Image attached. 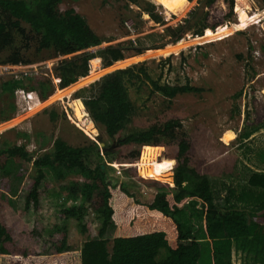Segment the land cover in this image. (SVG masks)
Listing matches in <instances>:
<instances>
[{
  "label": "rangeland",
  "instance_id": "rangeland-1",
  "mask_svg": "<svg viewBox=\"0 0 264 264\" xmlns=\"http://www.w3.org/2000/svg\"><path fill=\"white\" fill-rule=\"evenodd\" d=\"M197 2L63 0L57 10L63 13L74 8L103 44L91 48L94 50L85 62L84 75L70 90H65L70 95L58 89L44 101L35 100L33 106L29 99L37 97L21 89L15 95L1 96L0 112L12 102L18 108L10 120L0 123L1 142L24 145L34 158L47 152L57 138L73 146L98 144L102 153L104 144L116 151V161L108 163L112 175L139 200L150 203L158 192L175 193L174 170L179 142L184 136L189 143L190 165L213 177L218 195L229 209L263 211L264 188L250 185L249 179L254 172L264 173V2L235 0L230 7L227 1L217 0L209 7L210 26L204 35L190 38L187 32L174 42L175 36L168 27L180 28ZM22 26L26 32L17 31L15 37L30 64L1 62L0 84L25 75L55 80V52L39 49L38 36L30 25L23 22ZM110 46L121 48L124 57L106 66L111 59L106 47ZM12 50H4L1 59ZM95 58H100L95 71L114 65L115 68L93 77ZM125 68H132L124 79L137 111L111 138L105 127L91 118L85 102L98 96L106 74ZM154 82L195 90L180 89L169 97ZM78 100L84 105L82 118L76 115ZM169 120L182 123L175 131V139L162 138L156 145L118 144L126 135ZM40 133L45 140L42 149H38L42 142ZM28 173H34L32 163ZM75 179L80 176L71 174L64 180H51L48 186L59 188ZM49 201L54 207L61 204L59 199ZM79 224L76 219L68 222V242L77 251L87 239L97 235L100 221L93 218L88 231H82ZM0 264L9 263L0 257ZM231 264H264V254L235 248Z\"/></svg>",
  "mask_w": 264,
  "mask_h": 264
},
{
  "label": "trees",
  "instance_id": "trees-1",
  "mask_svg": "<svg viewBox=\"0 0 264 264\" xmlns=\"http://www.w3.org/2000/svg\"><path fill=\"white\" fill-rule=\"evenodd\" d=\"M62 1L0 0V63L30 64L15 37L17 31L26 32L23 22L38 36L39 49H52L58 58L55 80L25 75L1 83L0 97L21 89L37 97L29 99L33 106L35 100L44 101L58 89L70 95L65 90L84 75L91 48L101 47L103 40L74 8L59 12ZM216 1L198 0L180 28L169 26L174 42L187 32L190 38L204 35L210 26L209 7ZM225 1L234 6L235 0ZM8 48L13 50L2 60V52ZM106 52L111 56L106 66L124 57L119 47H106ZM92 63L93 77L115 68L95 71L100 58ZM131 71L125 68L106 74L98 96L85 102L91 118L111 138L137 111L124 79ZM154 85L169 97L180 89L195 90ZM75 104L76 115L82 118L84 105L79 100ZM17 110L14 102L2 108L0 123L10 120ZM91 125L89 121L88 127ZM181 126L180 120L154 124L120 138L118 144L156 145L162 138L175 139ZM39 137L38 149H42L43 133ZM188 150L183 136L174 170L175 193L161 191L145 203L109 171L108 163L116 161V151L102 153L98 144L73 146L57 138L47 152L34 158L24 145L1 142L0 134V257L9 264H231L235 248L264 254V210L229 209L218 195L213 177L190 165ZM30 163L33 175L28 173ZM71 174L80 179L59 188L48 186L51 180H64ZM249 183L264 188V173L254 172ZM50 199H59L61 204L54 207ZM93 218L100 221L97 235L75 250L68 242V222L76 219L81 230L88 231Z\"/></svg>",
  "mask_w": 264,
  "mask_h": 264
},
{
  "label": "water",
  "instance_id": "water-1",
  "mask_svg": "<svg viewBox=\"0 0 264 264\" xmlns=\"http://www.w3.org/2000/svg\"><path fill=\"white\" fill-rule=\"evenodd\" d=\"M102 150L105 152L106 150H111V149L108 147H105L104 144H102Z\"/></svg>",
  "mask_w": 264,
  "mask_h": 264
},
{
  "label": "built area",
  "instance_id": "built-area-1",
  "mask_svg": "<svg viewBox=\"0 0 264 264\" xmlns=\"http://www.w3.org/2000/svg\"><path fill=\"white\" fill-rule=\"evenodd\" d=\"M91 50H94V49H91Z\"/></svg>",
  "mask_w": 264,
  "mask_h": 264
}]
</instances>
